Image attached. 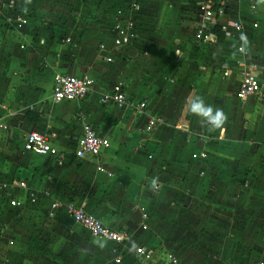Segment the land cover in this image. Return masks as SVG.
I'll use <instances>...</instances> for the list:
<instances>
[{"label":"crops","instance_id":"0c3cea01","mask_svg":"<svg viewBox=\"0 0 264 264\" xmlns=\"http://www.w3.org/2000/svg\"><path fill=\"white\" fill-rule=\"evenodd\" d=\"M198 1L0 0V200L6 193L20 199L31 193L34 201L27 199L19 215L40 214L56 224L74 223L63 213V206L71 203L130 237L116 247L90 238L75 224V231L81 234L82 229L91 243L67 234L69 244L54 249L65 252L66 264H140L132 244L153 252L151 264H210L206 258L211 255L204 257L188 245L192 234L196 238L190 243L203 238L202 231L191 232L202 210L187 206H200L208 198L226 209V238L234 234L235 222H241L244 233L237 243L254 264H264V101L234 97L241 61L255 64L264 82V3L250 10L232 1L215 18L218 24L240 23L247 44L241 34L229 39L215 26L214 32L223 36L215 42H195L191 33L187 49L193 64L182 62L185 47L182 51L176 45L175 60L161 62L166 42L145 31L141 6L155 12L161 29L168 17L173 25L183 10L193 14ZM129 3L137 5L140 15L136 43L106 62L116 13ZM21 18L26 23L18 26ZM180 33L182 41L173 44L185 39ZM240 43L244 55L236 51ZM223 70L230 75L222 77ZM57 75L89 77L88 96L53 102ZM115 83H121L125 104H99V96ZM194 96L221 110L223 124L213 128L191 114L188 102ZM139 101L145 102L142 115L133 109ZM155 117L162 122L145 131ZM82 120L109 142L97 160L73 156ZM32 131L44 133L61 160L24 152V136ZM18 180L26 182L25 191L14 187ZM53 202L59 208L48 217ZM140 213L146 214L144 221ZM209 240L212 248L213 237Z\"/></svg>","mask_w":264,"mask_h":264},{"label":"built area","instance_id":"2783aa9c","mask_svg":"<svg viewBox=\"0 0 264 264\" xmlns=\"http://www.w3.org/2000/svg\"><path fill=\"white\" fill-rule=\"evenodd\" d=\"M237 2L249 6L254 9L256 5L263 4L264 0H200L194 6L193 15L196 17V30L193 32V41L195 42H215L217 40L214 32L215 26H218L220 31L229 39H235L239 37L242 32V25L238 22H231L229 24H218L215 21L216 16L224 14L226 4L229 2ZM138 14V7L135 3H129L125 10H118L116 13V20L112 27V39L110 55L105 58L106 62L112 61L113 53H120L126 49L134 47L138 33L139 22L136 20ZM26 23V20L18 19V26ZM252 27H256L254 24ZM243 44V43H242ZM241 43L236 47V51L245 54L244 47ZM100 49L104 48V45L99 46ZM241 66L238 70V81L235 86L234 97L237 100H245L247 98H255L259 101H264V82L259 80L256 74V66L253 63L244 64L241 61ZM230 75L229 70L222 71V77L226 78ZM92 81L87 76H73V75H57L53 81L51 88V100L53 102H67L72 100H84L90 91ZM98 103L101 105L113 104L117 107H121L125 104V96L122 91L121 83H115L111 89L98 98ZM135 114L142 115L145 109V102L139 101L133 107ZM162 120L160 118H150L147 121L145 131H150L156 124H160ZM80 134L74 142L73 156L76 159L83 157H89L94 160L100 156L101 152L109 146L107 139L98 136L94 129L86 123L84 120L80 123ZM4 128V125L0 121V131ZM22 149L24 152L31 153L38 156H51L56 160H61V156L58 155L57 150L51 146L48 137L44 133L29 132L24 136ZM97 171L104 172L103 169L98 166ZM110 176V174H106ZM14 187L21 191L27 189V184L23 180H18L13 183ZM2 186H0V192ZM28 202L34 201L33 194L29 193L28 196L23 199L18 198L12 193H6L1 202L10 211L21 210L25 207L26 200ZM59 208L58 203L53 202L50 205L48 217H52L54 210ZM63 213L66 214L75 224L82 227L90 236V238L107 242L115 245L116 247L124 245L130 241L128 232L125 230H115L109 228L101 223V221L94 216L86 213L81 208L69 203L63 206ZM145 213H140V221L146 219ZM141 229L144 230L146 226L141 224ZM131 253L137 262L140 264H149L153 259V252L144 247L143 245H131ZM170 263H175L173 258L167 257ZM117 261V260H115Z\"/></svg>","mask_w":264,"mask_h":264},{"label":"rangeland","instance_id":"374dc122","mask_svg":"<svg viewBox=\"0 0 264 264\" xmlns=\"http://www.w3.org/2000/svg\"><path fill=\"white\" fill-rule=\"evenodd\" d=\"M141 8L144 15L143 21H145V23H143V27L145 31L160 37L166 42L165 53L161 62L175 60L174 49L176 45L178 49L182 51L183 47H185V51H183L184 55L181 54L182 62H185L184 59H186V62L189 61L193 64V59L190 57L191 55H189L190 52L188 54L187 49L191 33L193 34L196 30V25L193 22V14H191L192 10L186 9L179 15H175L173 25L171 24V18L168 17L167 26H162V28L159 29V25L156 26L157 16L155 12L145 4L142 5ZM250 10L253 9L250 8ZM139 19L140 15L138 13L136 20L138 21ZM159 30H162V32ZM180 30L182 32L180 35L184 34L185 39H183L181 44H173L175 40H178V42L182 41V38L179 36ZM210 199L213 200L212 197ZM3 203L4 202H0V205ZM189 206L195 207L197 210H202L201 218H197L199 216L195 215L197 221H194L195 225L192 222L194 226L191 228V232L198 233L202 231L201 237L203 241L197 242L198 239H195V241L190 243L192 239L196 238L195 235L192 234L191 236L194 238L189 237L190 240L188 241V245L198 249L199 253L204 257H207L206 255H211V257L206 258V263L209 261L210 264H254V260L248 259L247 253L241 248V245L239 246L237 243L242 239L244 233L242 229L245 226L242 227L241 222H235L233 226L234 234L228 237V239L226 238L228 228H226L227 225L225 224L226 209L224 206L210 201L209 198L208 200L201 201L200 206L192 202L188 204L187 207ZM32 208H27V210H33ZM45 211L46 209H44V212ZM19 214L20 211H10L5 205L0 208V264H66V259L62 258L65 252L54 249L69 244L70 240L67 241L69 235L76 234L80 236L81 241L86 243L90 242L86 233L82 231L83 228H78L81 233L79 234L75 231V223L71 221L70 223L63 222L56 224V222L50 221L40 214L32 215L33 213H27L24 216ZM215 214L223 216V219L221 218L222 221L214 218ZM191 218L194 217L192 216ZM82 234L86 237H83ZM211 236L213 237L214 244L212 248H209L210 245L206 242L210 241L209 238ZM92 242L95 243L94 241ZM195 242L198 243L196 247ZM157 256H159L160 260L162 259L160 255L157 254ZM56 258L59 260L56 261ZM75 264H77V262Z\"/></svg>","mask_w":264,"mask_h":264},{"label":"clouds","instance_id":"9594fccd","mask_svg":"<svg viewBox=\"0 0 264 264\" xmlns=\"http://www.w3.org/2000/svg\"><path fill=\"white\" fill-rule=\"evenodd\" d=\"M240 39L244 44H247V37L241 34ZM188 109L191 114L202 117L213 127H219L225 121L224 113L216 109L215 111L211 106L205 105L204 100L199 96L191 97L188 102ZM153 185L156 184V179L152 181Z\"/></svg>","mask_w":264,"mask_h":264},{"label":"trees","instance_id":"16d2710c","mask_svg":"<svg viewBox=\"0 0 264 264\" xmlns=\"http://www.w3.org/2000/svg\"><path fill=\"white\" fill-rule=\"evenodd\" d=\"M215 34H216L217 39H222L223 38L222 33H219V31L216 30V29H215Z\"/></svg>","mask_w":264,"mask_h":264}]
</instances>
